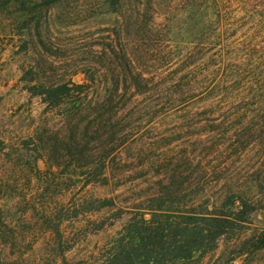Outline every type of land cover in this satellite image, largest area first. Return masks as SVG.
Returning <instances> with one entry per match:
<instances>
[{
  "label": "trees",
  "instance_id": "1",
  "mask_svg": "<svg viewBox=\"0 0 264 264\" xmlns=\"http://www.w3.org/2000/svg\"><path fill=\"white\" fill-rule=\"evenodd\" d=\"M103 8L114 20L100 50L95 39L68 54L42 41V82L30 91L43 105V160L79 191L97 184L125 195L119 211L138 217L128 226L138 257L159 242L208 245L247 224L264 210V157L245 176L231 165L264 148V37L252 42L264 22L254 14L257 34L236 43L243 24L231 20L229 0H103ZM257 239L256 249L264 233Z\"/></svg>",
  "mask_w": 264,
  "mask_h": 264
},
{
  "label": "rangeland",
  "instance_id": "2",
  "mask_svg": "<svg viewBox=\"0 0 264 264\" xmlns=\"http://www.w3.org/2000/svg\"><path fill=\"white\" fill-rule=\"evenodd\" d=\"M43 1L0 0V264H264V246L255 248L264 233L262 209L208 245L159 242L138 257L128 227L138 217L119 211L125 195L115 198L120 190L97 184L79 191L80 185L45 163L39 144L43 105L37 91H30L42 82V41L68 54L81 39H95L93 49L100 50L103 27L114 16L103 11V0L48 8L40 6ZM229 9L231 20L243 24L235 26L230 41L252 39L253 15L264 22V0H229ZM263 37L261 31L252 42ZM82 78L77 74L73 81ZM263 153L264 148H248L231 165L232 173L250 174L263 165ZM104 198H114L115 205L94 208Z\"/></svg>",
  "mask_w": 264,
  "mask_h": 264
}]
</instances>
